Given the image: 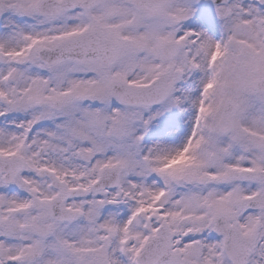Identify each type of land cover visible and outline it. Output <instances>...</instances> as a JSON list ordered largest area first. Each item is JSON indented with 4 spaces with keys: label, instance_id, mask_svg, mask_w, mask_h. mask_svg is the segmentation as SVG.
<instances>
[{
    "label": "snow or ice",
    "instance_id": "1",
    "mask_svg": "<svg viewBox=\"0 0 264 264\" xmlns=\"http://www.w3.org/2000/svg\"><path fill=\"white\" fill-rule=\"evenodd\" d=\"M0 264H264V0H0Z\"/></svg>",
    "mask_w": 264,
    "mask_h": 264
}]
</instances>
